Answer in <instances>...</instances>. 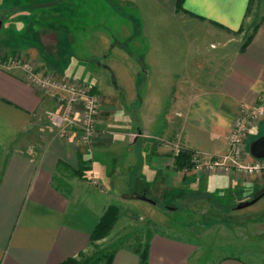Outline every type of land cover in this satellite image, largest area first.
Instances as JSON below:
<instances>
[{"label":"crops","instance_id":"obj_1","mask_svg":"<svg viewBox=\"0 0 264 264\" xmlns=\"http://www.w3.org/2000/svg\"><path fill=\"white\" fill-rule=\"evenodd\" d=\"M56 1L27 0L10 9L46 15V5ZM8 2L17 0H0V8ZM255 2L253 13V0H116L142 16L129 21L133 48L123 51L131 62L119 54L127 85L116 81L112 66L98 61L121 48L110 47L101 27L88 25L71 37L53 40L56 54L63 42L73 48L68 62L46 52L40 39L31 42L18 31L26 24L23 17L11 21L13 14L4 10L2 27L15 22L17 31L4 34L1 27L7 37L0 53L7 47L9 55L21 52L35 65L93 79L97 84L90 85L101 104L94 143L79 147L74 137H61L45 118L57 104L28 82L21 69L0 66V264H60L103 250L92 247L91 235L114 198L131 202L141 200L139 195L159 207L186 194L263 191L261 175L248 176L245 184L235 172L185 176L172 151L153 138L181 136L191 151L225 154L240 106H264V0ZM35 18L41 17L33 15L31 21ZM36 20L43 26L44 21ZM109 73L115 89L103 82ZM244 160L251 163L254 157L246 154ZM81 170L83 176H76ZM146 244L147 264H206L197 254L199 246L182 233L157 230ZM140 262L136 248L124 245L113 250L110 263L104 258L97 264ZM211 264L250 263L224 255Z\"/></svg>","mask_w":264,"mask_h":264},{"label":"rangeland","instance_id":"obj_2","mask_svg":"<svg viewBox=\"0 0 264 264\" xmlns=\"http://www.w3.org/2000/svg\"><path fill=\"white\" fill-rule=\"evenodd\" d=\"M255 1L253 0L251 9L253 13ZM26 4L27 0H17L16 3L8 2L0 8V19L5 15L4 10L13 14L14 17L11 18V21H20L21 17H23V21H26V24L22 25L21 29L18 28V31L26 35L30 41L34 40V38L40 39L46 52L52 53L53 56L66 57L68 62L71 60L69 57L73 55V48L68 43L63 42L60 44L59 52L56 54L52 44L53 40L59 38L61 41L80 30H87L88 25L90 29L101 27L105 31V35L110 37V47L113 44H117L122 49L117 47L121 52L116 49L114 53H107L109 57H99L98 61L112 66L114 68L112 70L116 73V81L127 85L129 78L126 76V72L124 73V65L121 63L123 61L119 54L125 55V49L133 48L127 34H129L131 29L129 21H141L140 18L142 16L138 11H131L125 4L119 6L116 4V0H57L51 7L46 5V8H48L45 11H48L46 15L43 11L41 13L27 12L28 14H24L23 12L27 8L26 10L17 9L11 12L10 8ZM30 8L38 10L35 5L33 7L30 6ZM33 15L41 17L38 18L40 20H36L37 18L35 20L44 21V23L42 22L43 26L38 25L34 22L35 20L31 21ZM8 23L11 24L10 22ZM12 23L10 28L8 25L2 27L5 29H3L5 31H3L4 34L11 32L15 34L17 29L14 27L15 22ZM1 33L0 44L7 37V35L3 36ZM12 34H8L11 39L14 37ZM4 48L0 56L4 57L5 61H8L9 58L22 57L21 52H19L20 54L11 53L9 55L6 50L7 47ZM76 53L81 60L85 61L87 59L79 50ZM25 59L29 60L26 57ZM75 59L78 60L77 57ZM127 59L131 62L129 57ZM94 61L96 62L97 59ZM43 67L51 73L67 76L72 81L85 84L91 89L92 86L90 84H97L96 81L87 76L73 77L70 74L53 71L46 65H43ZM106 76V80L103 81L106 87L111 86L115 89L113 74L109 73ZM142 76L144 77V74ZM100 91L103 92L102 89ZM45 118L48 120L47 116ZM48 122L50 123L49 120ZM259 122L263 123L260 127L258 124L254 126L248 134V155H250V143L264 134V118L260 119ZM253 133L255 136L252 135ZM209 173L188 172L184 174L185 176H197ZM235 173L238 174L237 172ZM237 176H239L240 182L246 183L248 176L240 174ZM261 176L264 177V174ZM57 183L60 184V181L58 180ZM95 185H98L97 181H95ZM61 187L66 191L68 190L66 185H61ZM261 192L262 190L252 194V192L243 193L242 190H234L225 194L216 192L214 196L203 194L189 196L186 194L184 198L178 199L177 202L174 201L169 204L162 202L159 207H155L152 203L143 200L132 199L131 202H126L116 201V198H114L115 201L110 206L119 208V218L109 235L102 239V244L95 246H103L104 250L107 251H113L115 248L124 245H131L134 248L145 246L150 233L161 230L170 234L182 233L183 236L188 238L190 243L198 245L200 249H197V254L201 257V262L205 261L206 264H211L215 258L224 255L239 256L250 264H264V196L248 207L236 208L242 202L254 199ZM171 207H176L178 210L173 212L166 209ZM93 251L89 256L97 253L95 250Z\"/></svg>","mask_w":264,"mask_h":264},{"label":"built area","instance_id":"obj_3","mask_svg":"<svg viewBox=\"0 0 264 264\" xmlns=\"http://www.w3.org/2000/svg\"><path fill=\"white\" fill-rule=\"evenodd\" d=\"M0 66L6 69H21L24 78L40 87L44 94L59 107L48 110L46 116L58 134L70 139L74 137L79 147L90 148L94 143L97 130V120L100 113V96L91 87L72 81L69 77L51 73L42 65H35L24 56L4 60L0 56ZM264 118V106H240L234 124L228 134L229 150L225 154L212 155L203 151L189 150L181 136L175 139H164L153 136L169 148L174 157L178 158L184 152L189 153V165L181 171L210 172L230 174L237 172L242 176L264 174V159L254 158L253 162H245L247 153V137L250 130Z\"/></svg>","mask_w":264,"mask_h":264},{"label":"trees","instance_id":"obj_4","mask_svg":"<svg viewBox=\"0 0 264 264\" xmlns=\"http://www.w3.org/2000/svg\"><path fill=\"white\" fill-rule=\"evenodd\" d=\"M177 165L182 168L189 165V153L184 152L177 158ZM84 170L76 171L75 175L82 177ZM119 218V208L117 206H110L105 213L100 217L99 222L91 235V245L95 247L97 241L102 240L109 235L113 226L116 224ZM136 251L140 254V264H147L148 249L147 244L145 246L135 247ZM97 253L91 256L80 255L79 257H72L60 264H97L100 260L106 259L107 262H111L113 258V251L97 249Z\"/></svg>","mask_w":264,"mask_h":264},{"label":"water","instance_id":"obj_5","mask_svg":"<svg viewBox=\"0 0 264 264\" xmlns=\"http://www.w3.org/2000/svg\"><path fill=\"white\" fill-rule=\"evenodd\" d=\"M1 27H2V24L0 23V29H1ZM249 152H250V155L254 158L264 159V134L262 136L258 137L257 139H254L250 143ZM135 196L137 199H141L143 201H147V202L154 203V204L156 203L154 200H152L149 197H144V196H139V195H135ZM263 196H264V189L257 197H255L254 199H252L250 201L242 202L236 208L241 209V208L248 207V206L256 203Z\"/></svg>","mask_w":264,"mask_h":264}]
</instances>
